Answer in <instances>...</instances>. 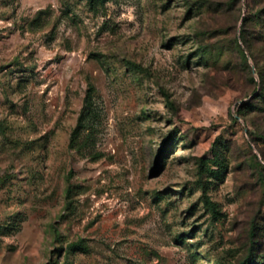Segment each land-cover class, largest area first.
I'll return each instance as SVG.
<instances>
[{"label": "rangeland", "instance_id": "374dc122", "mask_svg": "<svg viewBox=\"0 0 264 264\" xmlns=\"http://www.w3.org/2000/svg\"><path fill=\"white\" fill-rule=\"evenodd\" d=\"M0 264H264V0H0Z\"/></svg>", "mask_w": 264, "mask_h": 264}, {"label": "trees", "instance_id": "16d2710c", "mask_svg": "<svg viewBox=\"0 0 264 264\" xmlns=\"http://www.w3.org/2000/svg\"><path fill=\"white\" fill-rule=\"evenodd\" d=\"M87 111H90L91 112V110H89V109H86ZM169 139H171V137L170 136H168V139H166L165 141H164V144H163V147L160 149V153H162L163 151H164V149L166 148V146H169V147H171V145L172 144H168V140ZM159 157H158V155L156 156V163L158 162V159Z\"/></svg>", "mask_w": 264, "mask_h": 264}]
</instances>
